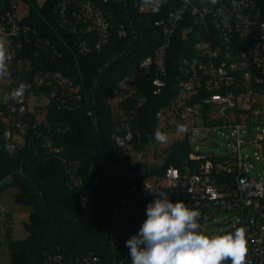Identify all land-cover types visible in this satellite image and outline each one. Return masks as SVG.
<instances>
[{"label":"built area","instance_id":"1","mask_svg":"<svg viewBox=\"0 0 264 264\" xmlns=\"http://www.w3.org/2000/svg\"><path fill=\"white\" fill-rule=\"evenodd\" d=\"M33 10L47 28H37ZM150 26L158 43L139 68L153 75L152 95L168 99L154 115L155 130L179 132L178 126L183 125L189 143L185 162L155 177L160 191L171 202H187L199 211L197 222L229 214L234 227L224 234L243 227L246 264H264V183L245 173L240 156L249 134L264 128V0H217L215 4L211 0H0V40L10 73L0 79V138L5 145H14L13 155L41 140L45 156L55 157L63 166L68 189L77 190L82 185L79 163L52 144L47 118L50 109L83 110L87 90L83 83L55 70L54 63L72 51L80 56L101 52L113 32L121 39L149 35ZM21 83L29 87L14 100L10 93ZM119 88L128 92L120 95L121 101L132 97L134 77H125ZM42 99L45 106L38 103ZM142 99L132 109L112 110L115 145L140 163L143 152L159 142L138 126ZM31 100L36 102L30 105ZM211 131L228 133L235 148L231 157L191 150ZM261 134L254 137L262 140ZM143 136L147 144L136 151ZM199 137L203 139L191 143ZM80 206L86 218L94 217L95 202L90 197L80 196ZM1 218L10 222V215L0 210ZM30 264L102 263L93 254L67 257L51 248L43 251L39 263Z\"/></svg>","mask_w":264,"mask_h":264},{"label":"trees","instance_id":"2","mask_svg":"<svg viewBox=\"0 0 264 264\" xmlns=\"http://www.w3.org/2000/svg\"><path fill=\"white\" fill-rule=\"evenodd\" d=\"M37 13L32 11L35 24L43 30L46 25L35 17ZM148 32L149 35L141 34L134 40L130 36L118 38L113 32L101 52L80 56L72 51L54 63L55 70L83 83L87 90L83 110L50 109L47 118V136L52 144L79 163L82 185L77 190L68 189L63 166L55 157L45 156L41 140L13 155L0 138V193L15 188V201L30 210L27 239L9 245L14 264L39 263L43 251L51 248L67 257L93 254L102 264H132L125 242L138 234L147 218L146 206L155 200L145 195L143 182L150 176H160L169 166L180 167L189 152L188 140H180L171 147V154L160 167L147 169L113 141L115 122L109 101L113 92L122 97L128 94L119 88L125 77H134L136 92L133 98L124 96L118 107L132 109L143 98L141 108L137 109V123L151 137L156 131L154 115L168 100L164 95H152L153 75L139 68L141 60L151 55L158 43V35L151 26ZM169 82L171 86V78ZM146 144L147 138L143 136L136 151L143 150ZM80 196L95 202L94 217L83 215Z\"/></svg>","mask_w":264,"mask_h":264},{"label":"clouds","instance_id":"3","mask_svg":"<svg viewBox=\"0 0 264 264\" xmlns=\"http://www.w3.org/2000/svg\"><path fill=\"white\" fill-rule=\"evenodd\" d=\"M213 4L217 0H211ZM6 51L0 40V79L9 78ZM29 86L21 83L10 93L14 100L22 98ZM179 132H186L179 125ZM157 141L165 143L167 135L157 129ZM11 154L14 145H5ZM156 192V190H149ZM146 220L138 234L125 242L130 249L132 264H246L247 239L243 227L222 235L208 236L199 231V211L190 209L182 201L171 202L167 193L159 191L158 198L146 206Z\"/></svg>","mask_w":264,"mask_h":264},{"label":"rangeland","instance_id":"4","mask_svg":"<svg viewBox=\"0 0 264 264\" xmlns=\"http://www.w3.org/2000/svg\"><path fill=\"white\" fill-rule=\"evenodd\" d=\"M120 95L113 92L109 101L110 108L115 111L118 108ZM36 102L30 101V105ZM41 106L47 104L46 100H39ZM260 131L263 136L262 140L256 139L254 135L259 134ZM255 133L249 134L247 137V145L243 147L240 156L243 159L245 173L254 179L264 183V128H257ZM167 141L165 143L155 142L151 147L147 148L142 154L141 164L149 168L160 167L169 154L172 152V146L180 140L185 139L184 132H171L165 133ZM257 145L253 144L256 143ZM194 153L203 155H214L216 157H231L235 152L233 144L229 141V135L225 131H211L208 133L207 139L195 142L191 146ZM136 158V157H134ZM143 192L148 197L158 198L160 187L156 182L154 176L148 177L142 185ZM153 192L149 190H156ZM16 189L9 187L0 193V210L7 212L10 215V222H4L3 218L0 220V263L10 264L12 261L11 251L6 250L5 247L12 242H22L28 237L26 225L29 222V208L17 203L14 195ZM175 203V202H173ZM189 206V203H184ZM200 225L199 231L205 235H222L230 231L234 227V220L229 214L217 215L209 221L198 222ZM6 233L11 237H6Z\"/></svg>","mask_w":264,"mask_h":264},{"label":"water","instance_id":"5","mask_svg":"<svg viewBox=\"0 0 264 264\" xmlns=\"http://www.w3.org/2000/svg\"><path fill=\"white\" fill-rule=\"evenodd\" d=\"M200 139H203V138H201V137H199V138H194V139H192L191 143H193V142H195V141H197V140H200ZM6 248L8 249V246H7Z\"/></svg>","mask_w":264,"mask_h":264}]
</instances>
